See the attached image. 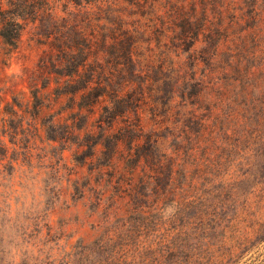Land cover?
Instances as JSON below:
<instances>
[{"label":"rangeland","instance_id":"rangeland-1","mask_svg":"<svg viewBox=\"0 0 264 264\" xmlns=\"http://www.w3.org/2000/svg\"><path fill=\"white\" fill-rule=\"evenodd\" d=\"M184 2L219 41L202 50L201 35L182 56L209 73L194 122L164 103L174 53H134L137 73L156 79L134 102L125 53H60L63 3L56 21H26L15 47L0 38V264H264V0ZM86 56L118 101L82 86ZM231 57L255 59L225 72ZM229 83L255 88L245 141Z\"/></svg>","mask_w":264,"mask_h":264},{"label":"trees","instance_id":"trees-1","mask_svg":"<svg viewBox=\"0 0 264 264\" xmlns=\"http://www.w3.org/2000/svg\"><path fill=\"white\" fill-rule=\"evenodd\" d=\"M59 3H63L69 9L68 17L71 19L68 27L70 29L69 39L64 41L60 37V53H125L123 60L117 62L122 66L130 67L127 71L129 77H125L127 78L126 85L132 89L130 102L141 98L142 91L140 90L144 87H153L152 82L156 81L151 74L137 73L136 63L140 62L141 57L134 53H174L177 57L170 56V59L172 63L178 61L173 65L175 69H172L171 73H164V76L159 79L163 81L167 78L172 82L170 88L167 89L170 96L165 98L164 103L177 102L178 116L183 117L184 121L186 118L191 121L200 119L199 100H202L204 92L203 81L209 73L204 72L201 76H196L194 60L190 59L189 64L185 65L186 60L184 61L182 56H186V53L191 54L201 35L205 36L202 39L204 40L202 50L210 46L212 51L218 50L217 31L212 30V27H207L208 19L205 10L202 12L203 18L200 19L202 15L199 17L194 15V4L186 8L184 0H0V38L3 42L15 47L25 27V22L41 20L45 16L56 21L55 13ZM70 6L73 9H70ZM253 6L257 9V2ZM254 15L253 11L252 16ZM84 24L88 26L83 28ZM85 29H89V34L92 33V36H88ZM215 56L217 53H214L212 58ZM250 59L255 58L231 57L225 61L223 68L226 72L229 66L234 65L233 67L237 68L236 65L250 63ZM84 60L87 79L82 86L91 85L90 81L95 80L96 85L92 89L101 88L96 99L103 94H108L110 102L118 101L122 96L119 91H108L101 78L95 79L97 75L93 67L95 65L92 62H86L87 56ZM163 60L166 58L164 57ZM241 74L238 81L249 79L253 75V70L249 67ZM212 76L215 75L212 74ZM229 84L230 86L225 85L227 92L224 93L223 98L236 97L239 100L240 104L236 109L234 121L238 126L237 130L243 132L240 137L241 141H245L248 122L252 120L257 109L255 88L249 85L232 87L236 84ZM157 101L158 98L152 102H148L147 99L146 103L148 102L149 105L146 107L157 110ZM206 106L210 108L209 103H206ZM103 108L109 111L112 118L118 115L113 105L105 104ZM133 111L138 113L137 108ZM168 111L169 109L165 112ZM155 112L161 114L162 111L159 109ZM233 115V111L227 112L226 117H234ZM191 146H193V148L190 147L192 151L200 153V142H193ZM205 151L203 150V153Z\"/></svg>","mask_w":264,"mask_h":264}]
</instances>
